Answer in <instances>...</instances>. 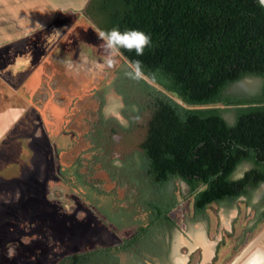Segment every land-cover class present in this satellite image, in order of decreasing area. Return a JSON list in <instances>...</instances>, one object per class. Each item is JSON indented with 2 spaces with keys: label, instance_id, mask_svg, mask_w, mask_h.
Segmentation results:
<instances>
[{
  "label": "trees",
  "instance_id": "obj_1",
  "mask_svg": "<svg viewBox=\"0 0 264 264\" xmlns=\"http://www.w3.org/2000/svg\"><path fill=\"white\" fill-rule=\"evenodd\" d=\"M83 14L96 29L139 30L152 43L142 56L122 50L125 63L110 86L122 98L128 127L102 118L92 141L103 168L127 187L125 204L99 209L122 242L56 264L164 262L178 229L171 217L179 204L174 181L194 195L196 222L211 204L232 207L245 198L251 206L264 185V7L258 0H89ZM129 60L141 61L139 79L125 75ZM252 76L263 80L258 94L227 93ZM229 111L233 124L224 117ZM120 131L123 141L143 134L126 152L115 140ZM244 163L252 168L235 178ZM252 206L264 208V196ZM263 220L259 212L251 231Z\"/></svg>",
  "mask_w": 264,
  "mask_h": 264
},
{
  "label": "rangeland",
  "instance_id": "obj_2",
  "mask_svg": "<svg viewBox=\"0 0 264 264\" xmlns=\"http://www.w3.org/2000/svg\"><path fill=\"white\" fill-rule=\"evenodd\" d=\"M83 1L65 0L68 9L56 16L53 25L34 35L25 49L14 46L0 58L3 127L8 125L10 108L24 109L15 122L5 128L0 125V264H54L66 255L120 242L115 228L105 225L102 210L106 213L105 207L111 210L125 204L126 189L116 188L103 172L95 175L103 182L97 183L95 190L81 186L71 173L63 178L60 175V168H65L58 155L71 145L65 125L76 104L84 103L85 94L96 91L106 96V116L129 125L121 113L123 101L110 87L125 60L119 56L114 67L105 65L106 53L96 27L85 18L84 10L76 13L69 8L79 7ZM85 6L87 2L83 9ZM22 53H29V66L23 75L11 77L17 63L23 62ZM262 84L259 77H247L227 93L256 95ZM224 117L230 124L235 122L234 112H226ZM142 134L131 132L123 141L124 132L120 131L115 140L124 143L127 152V147H132L130 140H141ZM87 151L82 152L86 161L92 157ZM251 168V164H242L235 178ZM173 186L179 189V204L171 213L178 229L171 239L169 257L164 262L155 259L157 264H180L178 259L182 264H235L245 252L264 249V220L251 231L259 212L264 215V208L258 212L252 206L262 200L264 185L255 191L251 206L245 198L232 207L211 204L205 219L198 222L189 187L182 181H174ZM124 232L126 236L132 233ZM206 245L213 251L209 258Z\"/></svg>",
  "mask_w": 264,
  "mask_h": 264
},
{
  "label": "crops",
  "instance_id": "obj_3",
  "mask_svg": "<svg viewBox=\"0 0 264 264\" xmlns=\"http://www.w3.org/2000/svg\"><path fill=\"white\" fill-rule=\"evenodd\" d=\"M65 1V0H64ZM63 0H0V58L4 54L5 50L11 51L10 48L22 45V48H26L27 43H31V38L53 25L56 21V16L59 15L61 11H64ZM89 2V0H84L81 6L75 8L69 6L70 9L76 10V13L83 11L84 3ZM86 7V6H85ZM92 24V23H91ZM92 28H95L92 25ZM96 29V28H95ZM22 49V50H23ZM20 50V49H18ZM12 52V51H11ZM20 53V51H17ZM29 54V53H27ZM18 54L17 57H21L20 60L23 62L21 64L17 63L15 71L10 73L11 77H16L20 74L25 73V69L28 68L27 65L30 62V57L28 55ZM46 60V58L44 59ZM14 64V63H13ZM23 64V65H22ZM22 65V66H21ZM3 69L0 68V78L4 77L2 73ZM32 75L29 77L31 78ZM23 81V80H21ZM11 113L7 114L8 125L16 121V117L24 112V109L20 108H10ZM5 123L1 119L0 125L3 127ZM7 125V126H8ZM5 126V127H7ZM3 127V128H5ZM2 128V129H3ZM1 136V135H0ZM260 250H262L260 248ZM206 257L212 256V247L210 245L205 246ZM215 255H213L214 257ZM263 256V255H262Z\"/></svg>",
  "mask_w": 264,
  "mask_h": 264
},
{
  "label": "flooded vegetation",
  "instance_id": "obj_4",
  "mask_svg": "<svg viewBox=\"0 0 264 264\" xmlns=\"http://www.w3.org/2000/svg\"><path fill=\"white\" fill-rule=\"evenodd\" d=\"M102 97H104L105 104L102 100ZM82 98L84 103H81L82 100L79 99L80 100L79 104L78 103L76 104V107L72 110L71 114L69 115L68 123L65 125V127H67L68 130V132L65 134L68 140L71 141V145L67 149V151H64L60 155H58L60 164L65 168V170L60 168V175L63 178V176H65L64 174L67 175L71 173L74 175L76 179L77 177H80L83 180V182L86 183L87 186L94 189L96 188L97 183H103L98 178L96 179L95 175L99 172H103L110 179L111 183L115 184L116 188L126 189V195H127V187H122L118 185L117 181H114L111 178L109 172L105 168H103V165L100 163L101 160L99 157L101 155H99L98 157L99 154L98 151L93 150L94 145L92 141H93V136L97 132V128H98L97 126L100 125L102 118H105L107 121L111 118L106 116V105H107L106 96L104 95L100 96L98 93H96V91H91L85 94ZM86 149L88 150L87 151L88 153L92 154V157L88 161H86L82 157V152ZM78 182L80 181L78 180ZM104 218H105V225L114 227L116 234L120 238L118 234L119 233L118 228H116L113 224H107V219L106 217ZM121 242L122 241L120 238V242L116 245H119ZM254 250H256V248ZM254 250L252 252H254ZM249 254L247 255V257L249 256ZM63 258H61L60 260H62ZM245 259L243 261H245ZM177 263L182 264V260L178 259Z\"/></svg>",
  "mask_w": 264,
  "mask_h": 264
},
{
  "label": "clouds",
  "instance_id": "obj_5",
  "mask_svg": "<svg viewBox=\"0 0 264 264\" xmlns=\"http://www.w3.org/2000/svg\"><path fill=\"white\" fill-rule=\"evenodd\" d=\"M96 35L105 50L104 63L107 67H114L116 58L123 55V51L134 52L136 56H142L146 48L150 47L151 37L139 30L120 31L118 28L104 31L96 29ZM129 71L125 73L131 79H139L142 75V64L139 60L127 61Z\"/></svg>",
  "mask_w": 264,
  "mask_h": 264
},
{
  "label": "bare ground",
  "instance_id": "obj_6",
  "mask_svg": "<svg viewBox=\"0 0 264 264\" xmlns=\"http://www.w3.org/2000/svg\"><path fill=\"white\" fill-rule=\"evenodd\" d=\"M262 249V248H261ZM254 250V249H253ZM213 253V252H212ZM249 256L247 257L248 253H244V255L240 256L236 261L235 264H239L240 261L242 264H264V249L260 250L259 248L254 250V252H249ZM263 255V256H262Z\"/></svg>",
  "mask_w": 264,
  "mask_h": 264
},
{
  "label": "water",
  "instance_id": "obj_7",
  "mask_svg": "<svg viewBox=\"0 0 264 264\" xmlns=\"http://www.w3.org/2000/svg\"><path fill=\"white\" fill-rule=\"evenodd\" d=\"M258 1L264 7V0H258Z\"/></svg>",
  "mask_w": 264,
  "mask_h": 264
}]
</instances>
